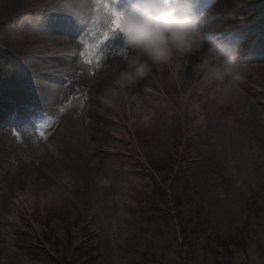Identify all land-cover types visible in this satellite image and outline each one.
<instances>
[{
  "label": "bare ground",
  "instance_id": "bare-ground-1",
  "mask_svg": "<svg viewBox=\"0 0 264 264\" xmlns=\"http://www.w3.org/2000/svg\"><path fill=\"white\" fill-rule=\"evenodd\" d=\"M66 2L67 0H24L22 5H16L14 0H0V51L4 55L19 58L20 62L6 58L11 68L24 67V71L20 73H13L9 68L3 69L9 73L12 87L0 95V128L2 124L17 121L9 118L10 115L23 116L24 105L30 104L29 100H32L30 96H34L37 105L35 103V109L32 105L29 106V110L40 114L38 121L45 115L51 117L53 112L59 114V108L65 100L71 99L73 91H79L77 95L82 94L81 113L86 115L85 118L82 117L80 127L77 126L70 132V136L77 134L76 137L62 149L59 148V152L46 151L37 144L27 131V126L20 127L19 132H16L20 134V138L15 144L7 138L4 130H0V244L4 242L3 225L8 222L5 215L10 206V199L17 192L25 197L26 202L29 198L27 194L30 193L33 199L37 200L40 191L44 203L50 202L55 194L61 195L64 191L70 194L79 193L78 203L81 207L106 206V215L109 218L115 216L116 212H112L106 204H114V208L117 207V201H106H109V196L118 194L121 178L108 179L109 182L105 186L100 185L103 177L108 178L112 170L109 168L110 162L106 166V159L104 164L103 160L97 162L98 153L102 152L109 158L113 154L110 151V148L115 147L112 133L117 132L120 139L122 136L121 131L111 125L108 109L115 112L119 121L122 122L126 118L129 127L143 122L145 115H150L151 119L161 114L171 118L169 123L160 125L166 124L162 136L152 140L143 149L146 154L160 151L162 143L172 140L175 133H180L184 138L189 134L191 141L196 142V134L189 130L195 126L200 127V116L204 114L199 103L201 99L204 103L215 98L221 101L228 99L236 105L239 101L238 91L233 88L230 80L221 83L211 80L208 76V47L214 44L211 39L219 34L220 38L228 41L232 34L244 31H249L247 37H251V34L264 28V0H197L203 5L197 16L200 18L204 46L169 64V67L174 68L177 84L172 86L162 81L166 78L163 74L165 65L150 64L147 73L134 84L122 86L119 83L121 71L129 64H139L143 61L121 41H109L99 55L98 49L86 50V45L97 43L102 31L106 30L99 24L93 26L85 17L68 12L64 7ZM235 2L242 4L247 10H253L248 15L249 25H243L242 17L237 18L241 13L238 6L241 5ZM32 16L36 17V23L30 21ZM216 22L217 26L214 24ZM229 22L237 24L224 26ZM232 28L235 29L227 31ZM22 30L25 33H22ZM26 37H29L28 41L25 40ZM238 46L240 51L233 57L241 79L237 81V85L242 89L249 73L257 78L261 71H264V40L244 39ZM250 47L260 54L257 58L262 61L260 64H250L253 61L248 52ZM91 54L93 57L89 59ZM220 54V59L225 58L221 50ZM88 60L91 63H86ZM101 60L104 62L100 63ZM240 62L244 63V66H240ZM103 63H109L108 68H102ZM155 77L160 83L155 81ZM158 90H163L168 98L176 102L179 112H172L171 105L158 96ZM112 92L115 93L114 96L110 94ZM252 96V101L240 105L243 108L245 106L246 126L232 122L225 129L224 123L215 124L212 148L207 152H194L199 155V159L205 156L204 163L207 167L211 168L214 162L215 166L222 168L230 183L231 194L226 200H210L207 204L213 222L223 230L236 227L240 204L249 192L246 157L257 162L258 169L264 160V92H252ZM242 97L245 98L244 93ZM194 104L197 105L195 110ZM244 113L242 118L245 117ZM64 119L69 118L61 120ZM192 119L196 121L190 125ZM125 155L130 166L137 165L132 153L125 152ZM53 163L58 166L55 167ZM201 175L202 173H197L198 177ZM17 209L22 211L23 206L19 204ZM262 210L263 214L253 224L255 232L251 237L252 245L249 246L250 256L244 252L242 262L245 260L246 264H264V206ZM100 217L104 218V213ZM111 258L113 254L109 253V261L106 264H111Z\"/></svg>",
  "mask_w": 264,
  "mask_h": 264
},
{
  "label": "rangeland",
  "instance_id": "rangeland-1",
  "mask_svg": "<svg viewBox=\"0 0 264 264\" xmlns=\"http://www.w3.org/2000/svg\"><path fill=\"white\" fill-rule=\"evenodd\" d=\"M14 2L22 5L24 0ZM237 5H241L238 6L241 13L237 18L242 17V23L249 22L248 15L253 10L242 11L247 8L242 4ZM30 21L36 23L37 19L32 16ZM232 23L224 26L237 24ZM214 24L218 25L217 22ZM22 33H25L24 30ZM259 37L260 35H253V38L247 39L254 41ZM27 39L29 37L25 38ZM211 41L215 44L213 39ZM241 41L238 38L226 45L228 52L224 57L239 52L238 43ZM216 44L223 48V41L217 40ZM86 50L92 51L89 47ZM93 50L96 51L97 48ZM92 57L91 54L89 59ZM258 57L259 54L252 57L250 64H260L262 61ZM6 58L20 62L18 57L7 56L0 51V95L12 87L9 73L3 69H12L13 73L24 71L23 66L20 69L11 68ZM239 65L244 66V63L240 62ZM108 66L109 63H103L102 68ZM174 73L173 67L165 65L163 74L168 79L162 81L175 86L177 83ZM258 76L256 78L249 73L242 89L237 85V81L241 79L230 80L233 88L238 91L237 105L228 99L221 101L215 98L207 103L203 99L199 101L204 111L200 116V127L195 126L189 130L196 134V142L191 141L189 134L184 138L180 133H175L172 140L164 141L161 150L153 154H146L143 149L152 140L162 136L171 118L161 114L151 119L147 125L139 122L129 127L126 118L119 121L115 112L109 108L111 125L120 130L122 136L120 139L117 132L112 133L115 147L110 148V151L113 154L109 158L100 152L97 154V162L103 160L104 164L106 159V166L110 162L109 168L112 170L108 178L103 177L100 185L105 186L108 179L121 178L118 194L109 196V201H106H117V207L114 208V204H106L116 215L109 218L106 206L81 207L78 203L79 193L64 191L61 195L55 194L50 202L44 203L40 191L37 200L30 193L27 194L29 198L26 202L25 197L17 192L10 199L5 215L8 222L3 225L5 235L4 242L0 244V264H106L109 253L113 254L111 264H246L242 260L245 251L248 256L251 253L248 251L255 232L253 224L263 214L264 160L258 169L257 162L246 157L249 192L240 204L236 227L223 230L213 222L207 204L210 200H226L231 194L230 183L222 168L215 166L214 162L211 168L207 167L204 163L205 156L199 159V155L194 152H207L212 148L215 132L213 125L224 123L226 129L232 122H238L246 126L245 106L243 108L240 105L253 100L252 92H264V71ZM155 81L160 83L156 77ZM69 84L68 82V86ZM206 84L207 82L204 83ZM78 92L73 91L71 99L63 102L59 114L53 112L49 118L45 115L44 118H48L51 123L42 118L40 124H36L35 113L27 117L16 114L20 122L15 126L2 124L0 130H4L7 138L15 144L20 138V134L16 133L19 132L17 129L27 126V131L37 144L46 151L59 152V148L62 149L76 137L77 134L70 136V132L73 128L80 127L82 117L86 116L81 113L83 100L80 103L82 94L77 95ZM242 92L245 98L242 97ZM157 94L171 105L172 112H179L176 102L168 98L166 92L158 90ZM31 97L30 103L37 105L34 96ZM243 113L244 118L241 117ZM14 116L15 114L10 115L9 118ZM247 117H250V113ZM63 118L69 119L62 121ZM195 121L196 119H192L189 124L192 125ZM164 122L166 124L160 126ZM125 152L133 154L137 165L130 166ZM53 164L58 166L57 163ZM117 165L119 168H116ZM198 172L202 173L200 177L197 176ZM19 204L23 206L22 211L17 209ZM103 213L105 217L101 218Z\"/></svg>",
  "mask_w": 264,
  "mask_h": 264
},
{
  "label": "clouds",
  "instance_id": "clouds-1",
  "mask_svg": "<svg viewBox=\"0 0 264 264\" xmlns=\"http://www.w3.org/2000/svg\"><path fill=\"white\" fill-rule=\"evenodd\" d=\"M64 7L74 15L85 17L93 26L99 24L106 31L114 30L143 61L129 64L121 71L122 86L134 84L147 73L150 64L169 65L204 46L193 0H67ZM219 48L217 44L208 47L209 78L221 83L239 79L234 57L220 59ZM196 108L194 104L193 109ZM150 120V115L143 117L145 125Z\"/></svg>",
  "mask_w": 264,
  "mask_h": 264
},
{
  "label": "snow or ice",
  "instance_id": "snow-or-ice-1",
  "mask_svg": "<svg viewBox=\"0 0 264 264\" xmlns=\"http://www.w3.org/2000/svg\"><path fill=\"white\" fill-rule=\"evenodd\" d=\"M109 41H121L123 43L120 35L117 34L114 30H112V31H102L101 38H100L98 44L86 45V47L97 48L98 49V53L97 54L99 55L100 53L103 52V48L105 46H107ZM123 45L126 46L124 43H123ZM81 55H85V53H81ZM101 59H103V57H101ZM97 62L99 63V60ZM86 63H91V61L88 60V61H86Z\"/></svg>",
  "mask_w": 264,
  "mask_h": 264
},
{
  "label": "trees",
  "instance_id": "trees-1",
  "mask_svg": "<svg viewBox=\"0 0 264 264\" xmlns=\"http://www.w3.org/2000/svg\"><path fill=\"white\" fill-rule=\"evenodd\" d=\"M196 226V225H195Z\"/></svg>",
  "mask_w": 264,
  "mask_h": 264
}]
</instances>
